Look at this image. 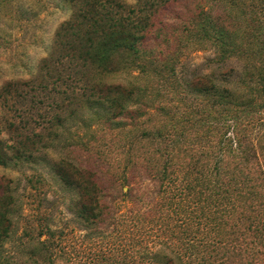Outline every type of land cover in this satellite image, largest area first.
<instances>
[{"label": "rangeland", "instance_id": "1", "mask_svg": "<svg viewBox=\"0 0 264 264\" xmlns=\"http://www.w3.org/2000/svg\"><path fill=\"white\" fill-rule=\"evenodd\" d=\"M68 1L0 0V138L8 149L23 136L45 139L55 130L54 141L31 147V157L0 166V192L12 196L7 262L21 258L18 247L36 251L46 239L54 256L42 264H147L141 249L160 260L159 252L171 251L177 264H221L232 246L217 233L228 232L223 225L264 181V0H253L238 57L223 64L211 42L188 32L206 14L226 18L220 0L159 8L142 58L113 54L111 72L95 71V81L132 96L128 102L121 94L122 116L105 101L83 102L88 91L60 55L56 31L70 16ZM202 76L222 83L220 92L188 84ZM53 118L62 125L48 133ZM59 160L95 171L106 189L107 215L96 229L77 219L76 190L53 172ZM158 203L161 222L135 217Z\"/></svg>", "mask_w": 264, "mask_h": 264}, {"label": "trees", "instance_id": "2", "mask_svg": "<svg viewBox=\"0 0 264 264\" xmlns=\"http://www.w3.org/2000/svg\"><path fill=\"white\" fill-rule=\"evenodd\" d=\"M171 1L174 0H138L135 6H126L119 0L68 1L71 7L70 16L60 23L56 37L63 39L61 44L64 50L63 54H60L61 57L68 58L74 64L79 81H82V85L88 91L86 96H83L85 98L83 102L105 101L111 108L116 107L118 109V113L115 114L118 116L120 114L122 116L127 111L124 105H121V94L124 95V101L128 102L132 100V96L128 97L129 93H125L119 86H105L95 81V71L111 72L109 67L110 58L113 54H126L131 59L142 58L144 51L141 43L152 26V17L159 8ZM220 1L226 12V18L223 20L213 19L206 14L188 32L192 38L206 39L211 42L215 48V61L223 64L229 59L238 57L236 52L240 48L243 36H246L244 30L250 26L246 11L254 1ZM263 33L264 27L260 35ZM261 44L264 48V41H261ZM149 61H152V64L160 62L150 59ZM188 84L190 86H203L206 92H220L219 86L222 85L209 76L194 79ZM223 92L224 94L228 93L226 89H223ZM136 99L137 97L134 98V100ZM50 122L49 128L46 129L48 133L56 126L62 125L59 118H53ZM7 127L10 130L14 128L12 124H7ZM54 133L55 130L45 139L42 138V135H36V139L33 140L23 136L8 146V149L0 138V166H6L11 161L19 162L31 157V147L35 143H44V147L46 142L54 141ZM79 145L84 151L100 156L98 152L88 149L90 146L87 143L84 146L80 143ZM52 168L62 184L76 190L77 219L85 226L96 229L105 221L107 205L105 201L106 189L98 182L95 171L81 165L68 164L62 160L53 162ZM120 181V186H126L127 178ZM254 188L259 191L255 190L253 195L246 198V201L254 200L253 203L245 204L246 201H242L236 207V214L228 219L227 224L223 225L228 228V232H218L216 235V237L224 234L230 236L229 243L232 246L231 255L221 256V264H264V195L261 192L264 190V181L261 180ZM254 197L257 198L254 199ZM11 198L12 196L7 192H0V264H9L7 262L8 256L5 255L4 244L11 237L13 229L12 212L7 206V201ZM132 199L136 200V197ZM159 205L160 203L155 204L156 208L151 212L136 210L137 215L134 216L138 220L143 219L146 223L153 220L159 223L161 218L159 216L156 218V213L160 212ZM218 239L217 243L222 240L221 238ZM212 241L214 242V240ZM39 243L40 247L36 248V251H30L27 246L25 248L18 247L14 253L21 255L23 259L20 258L13 264H42L38 261L47 262L50 256H54V252L49 249L46 239ZM136 253H138V257L141 255V259H148L147 264H177L180 260L171 251L169 254L163 251L159 252L162 257L161 260L156 253L149 250L141 249ZM244 255L248 257H244ZM108 260L103 259L105 262ZM49 264H54V261Z\"/></svg>", "mask_w": 264, "mask_h": 264}]
</instances>
